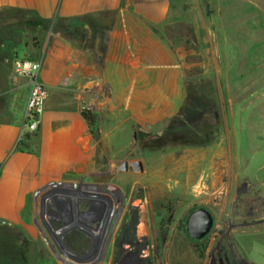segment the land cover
<instances>
[{
  "label": "rangeland",
  "instance_id": "1",
  "mask_svg": "<svg viewBox=\"0 0 264 264\" xmlns=\"http://www.w3.org/2000/svg\"><path fill=\"white\" fill-rule=\"evenodd\" d=\"M169 1L168 20L147 25L156 59L152 76L141 77V91L120 90L131 77L109 75L106 85L93 76V101L88 106L96 121L93 169L87 176L62 181L73 185L62 184L59 197L81 192L76 200L98 202L93 205L87 199L78 204L80 218H90L92 227L99 223L101 207L104 211L106 205L114 206L110 241L99 264L107 263L111 249L115 255L119 245L133 242L140 216L130 203L137 198L146 202L141 218L156 264L165 260V245L173 246L167 259L177 263L217 264L218 255L225 254L231 264H264V0ZM34 20L14 11L0 12V23H13L7 60L38 62L45 38L84 35L61 21L27 23ZM124 23L137 27L139 22L126 13ZM100 30L92 28L88 45L96 46L94 36ZM136 63L139 69L146 65ZM8 65L0 63V77ZM18 79L13 73V81ZM18 84L12 93L0 92V107L11 94L14 108L23 104V114L27 86ZM101 86L103 90L96 91ZM128 161H141L144 172H119L118 165ZM57 187L44 189L43 197ZM33 201L30 222L39 229L41 209ZM197 208H205L214 219L200 246L186 234L189 212ZM73 219L79 222L77 214ZM43 233L49 241L46 254L65 261L52 245L53 236ZM60 242L86 261L84 253L92 243L85 233L68 231ZM98 251L88 260L93 262ZM110 261L137 264L133 253Z\"/></svg>",
  "mask_w": 264,
  "mask_h": 264
},
{
  "label": "crops",
  "instance_id": "2",
  "mask_svg": "<svg viewBox=\"0 0 264 264\" xmlns=\"http://www.w3.org/2000/svg\"><path fill=\"white\" fill-rule=\"evenodd\" d=\"M8 11L33 12L42 21H61L84 34L45 38L37 61L47 98L40 127L23 148H17L23 104L14 108L9 94L0 107V264H66L46 254L44 236L30 222L34 194L50 183L91 173L94 138L81 110L93 101V76L106 85L109 75L131 77L120 90L141 91V77L152 76L156 59L147 25L168 20L170 1L0 0V12ZM126 13L138 20L137 27L124 23ZM12 24L0 23V63L9 64L0 77V92L4 93H12L18 82L26 87L24 79L13 81V61L6 57L7 48L12 46ZM93 27L102 29L94 36V47L87 44ZM130 46L141 51L135 53ZM128 61L133 62L127 66ZM136 61L146 65L139 69ZM102 90V86L96 88L98 92ZM172 248L165 245V260L159 264H185L167 259ZM113 253L111 249L106 264H112V257L126 254L121 248ZM137 264H141L138 259ZM189 264L209 262L192 260Z\"/></svg>",
  "mask_w": 264,
  "mask_h": 264
},
{
  "label": "built area",
  "instance_id": "3",
  "mask_svg": "<svg viewBox=\"0 0 264 264\" xmlns=\"http://www.w3.org/2000/svg\"><path fill=\"white\" fill-rule=\"evenodd\" d=\"M40 72V65L38 62L29 60V59H16L13 63V73L16 78L24 79L26 86H27V98L25 102V107L22 114V122L20 126V133L18 136V143H21L26 140V137L33 136L35 133H37L40 123H41V117L44 112L45 108V102L47 98V93L45 90V87L40 80L39 76ZM88 106L84 109L88 110ZM66 182H53L50 183L43 188L36 191L34 195V199L37 200L38 205H40L41 209V223L43 230L41 229L39 225V230L44 236V239L47 244H49L48 239H46L43 232H48L51 235V232L55 230H61L62 228L67 227L69 224L73 222V218L76 216V214L79 217V222L82 224V226H75L71 227L70 229H67L64 231L59 237L58 240H55L52 235V245L57 251H59L64 257H65V263L66 264H99L101 259V253L106 250L108 247V243L110 241L108 232L112 229V221H109L108 230L106 233V236L101 241V245L99 246L100 249L98 251V257L95 258L93 262L88 260V256L92 254L93 247H98L96 245L97 241L94 237H92L87 230H94L98 227L100 224V219L103 215V210L101 207V210L99 212L98 217L96 219H99V223L96 225V222L93 225H96L95 227H92L91 225V219H82L80 218V214L78 211V204L81 201L87 200L88 198L80 197L76 200L74 204V208L76 211H74L73 205L68 204L66 201H64V198L55 197L54 199H51V201L46 205L45 209L43 207V192L44 189H50L53 185L58 186L56 191L58 194H60L61 187L63 184V188L67 185H73L70 184V182H67V184H64ZM64 194V193H63ZM66 195V194H65ZM91 204L95 205V202L91 199H88ZM131 210L134 211L139 218H137L136 222L134 223V233H133V242L131 244H121L119 245V248L124 250L126 253H133L135 257L139 260L141 264H156L154 260L152 259L151 253H152V246L150 243V238L146 229V224L144 220L141 218V215L145 212L146 209V202L141 199L137 198L131 201L130 203ZM76 212V214H75ZM45 214H48L47 220L45 219ZM88 216V215H87ZM82 219V221H81ZM72 220V221H71ZM57 225V226H56ZM87 228V230L85 229ZM77 229L78 231H81L82 233H85L91 240V249L89 251H86L85 259L86 261H82L81 256L68 251L65 248L61 247L60 238L63 234H65L68 231Z\"/></svg>",
  "mask_w": 264,
  "mask_h": 264
},
{
  "label": "water",
  "instance_id": "4",
  "mask_svg": "<svg viewBox=\"0 0 264 264\" xmlns=\"http://www.w3.org/2000/svg\"><path fill=\"white\" fill-rule=\"evenodd\" d=\"M119 172H129L132 174H142L144 165L141 161H128L118 165ZM214 225L211 213L205 208H197L192 211L187 219L186 234L189 240L200 241L210 235ZM217 264H231L227 255H218Z\"/></svg>",
  "mask_w": 264,
  "mask_h": 264
},
{
  "label": "bare ground",
  "instance_id": "5",
  "mask_svg": "<svg viewBox=\"0 0 264 264\" xmlns=\"http://www.w3.org/2000/svg\"><path fill=\"white\" fill-rule=\"evenodd\" d=\"M73 189V188H72ZM87 190H91L90 187H87ZM55 193V191H53ZM51 192V193H53ZM51 193L45 195V200L43 201L44 205H47L51 200L50 199H54L55 196H51ZM84 193H68L66 195H63V198H64V201H66L68 204H72L74 205V202L76 200V198L78 196H83ZM61 194H56V197H59ZM77 196V197H76ZM87 197V196H86ZM62 198V197H60ZM74 208V207H73ZM114 206H111V205H106V208L104 209L103 211V215H102V218L100 219V224L98 225V227L94 230H90L87 228H85L87 230V232L95 238V240L97 241L96 245L98 247H93V251L94 250H99L100 249V245H101V241L103 240V238L105 237V234H106V231L108 230V225H109V221H110V216H111V212L113 210ZM75 211V209H74ZM48 218V214H45V219L47 220ZM77 219V218H76ZM72 221V220H71ZM75 224V226H82L79 225L80 222H76L74 219H73V222L71 224H69L67 227L65 228H62L61 230H55L53 232H51V235L53 236V238L55 240L58 239V237L64 232L66 231L67 229H70L71 227H73V225Z\"/></svg>",
  "mask_w": 264,
  "mask_h": 264
},
{
  "label": "trees",
  "instance_id": "6",
  "mask_svg": "<svg viewBox=\"0 0 264 264\" xmlns=\"http://www.w3.org/2000/svg\"><path fill=\"white\" fill-rule=\"evenodd\" d=\"M14 12H18V13L25 15L26 17H31L32 19H35L34 21H30V22L27 21L28 24L31 23L34 26H37L38 24L42 26V25H46L47 23H50L49 21H42L33 12H29V11H14ZM81 116L85 120L87 126L90 127V130L93 134V128H94L95 123H96L95 117L86 109L81 110ZM29 137L27 136L25 141L18 143L17 148H20V149L23 148V146L26 145L25 142L28 140ZM191 241L195 245L200 246L202 244V242L204 241V239L200 240V241H194V240H191Z\"/></svg>",
  "mask_w": 264,
  "mask_h": 264
},
{
  "label": "flooded vegetation",
  "instance_id": "7",
  "mask_svg": "<svg viewBox=\"0 0 264 264\" xmlns=\"http://www.w3.org/2000/svg\"><path fill=\"white\" fill-rule=\"evenodd\" d=\"M195 209H192L190 212H189V215H190V213L192 212V211H194ZM189 217V216H188ZM188 219V218H187ZM187 223V222H186Z\"/></svg>",
  "mask_w": 264,
  "mask_h": 264
}]
</instances>
